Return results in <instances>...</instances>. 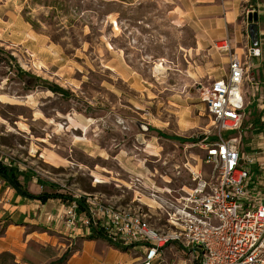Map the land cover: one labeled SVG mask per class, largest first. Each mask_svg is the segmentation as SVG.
I'll return each mask as SVG.
<instances>
[{
  "label": "rangeland",
  "instance_id": "obj_1",
  "mask_svg": "<svg viewBox=\"0 0 264 264\" xmlns=\"http://www.w3.org/2000/svg\"><path fill=\"white\" fill-rule=\"evenodd\" d=\"M155 8L149 0L133 8L105 0H0V152L31 161L66 194L95 192L122 206L137 207L138 190L150 201L149 185L163 197L184 193L189 167L209 171L200 140L213 122L199 87L210 83V71L191 80L192 55L190 62L169 60V48L181 54L191 33ZM110 10L122 25L113 19V33ZM248 13L245 21L256 22ZM257 23L256 43L247 44L264 56V16ZM121 43L128 65L119 59ZM221 54L216 75L227 70ZM121 66L132 70L130 78H120ZM245 111V122L259 123L262 111ZM140 205L154 225L164 221L163 211ZM173 257L166 249L164 258Z\"/></svg>",
  "mask_w": 264,
  "mask_h": 264
},
{
  "label": "built area",
  "instance_id": "obj_2",
  "mask_svg": "<svg viewBox=\"0 0 264 264\" xmlns=\"http://www.w3.org/2000/svg\"><path fill=\"white\" fill-rule=\"evenodd\" d=\"M213 46L227 54L228 70L199 87L213 122V130H205L200 140L211 169L203 173L200 167H189L192 184L182 186L179 195L163 197L149 185L150 201L139 190L135 197L163 211L164 221L154 225L140 204L117 205L95 192L72 193L66 205L69 228L95 227L113 243L138 245L133 264H264V104L259 123L244 121L246 63L228 36ZM256 50L248 47L247 55ZM248 134L250 151L243 143ZM83 195L88 205L80 210L77 198ZM166 249L175 257L166 260Z\"/></svg>",
  "mask_w": 264,
  "mask_h": 264
},
{
  "label": "crops",
  "instance_id": "obj_3",
  "mask_svg": "<svg viewBox=\"0 0 264 264\" xmlns=\"http://www.w3.org/2000/svg\"><path fill=\"white\" fill-rule=\"evenodd\" d=\"M105 1L118 3L121 7L133 8L147 0ZM149 1L153 2L156 8H162L163 14L170 19L174 26L190 31L191 41L182 45L181 54L176 55L175 48H169L167 55L172 63L179 60V58L176 59L177 56H182L185 61L190 62L187 56L192 55V58L197 60L194 61L196 64L193 71L189 69L191 74L188 78L191 80H195L198 75L201 77L208 74L209 71L212 80L227 72L228 56L227 70L218 75L213 73V70L219 67L216 63L223 60L221 52L214 48L213 43L219 38L228 36L231 46L246 63L242 81V86L246 84L243 94L245 104L253 110L262 111L261 106L264 104V56L247 55L248 47H251L247 42L250 40L251 43H256V41L252 37L250 38V32L245 34L243 28L245 25H249L248 21L244 19L249 11H258L256 23L262 19L264 0ZM4 3L6 4L7 1ZM12 9L19 10L16 7H12ZM9 11L12 12V10ZM118 13L117 10L106 12V15L109 16L107 21H109L111 33H113V19L122 27ZM154 14H158V12L156 11ZM126 31L128 29L124 32L126 33ZM110 40L114 44L113 39L110 38ZM257 43H259V38ZM109 45L112 47L111 44ZM122 45L123 43L120 44L121 57L119 56V59L128 65L121 50L125 46ZM180 46L181 44H179ZM207 58H209V62ZM208 63L211 64L210 68ZM132 73L128 67L121 66L120 78H130ZM157 132L161 135L164 133L159 129ZM43 153L50 158H55V155L48 151ZM0 162L8 167H13L23 187L32 193L42 191L66 193L52 182V179L38 171L31 161L26 162L24 158L20 159L10 153L0 152ZM66 196L65 198L61 196H49L46 199L31 198L18 191L7 178L0 175V263L50 264L60 258L65 251H68L65 264H133L137 261L138 255L134 254V250H121L116 247L108 240L104 231L98 228L84 227L76 230L69 228L64 219L65 208L70 200L68 194ZM81 201L87 208L86 197H81ZM138 247L137 245L132 248ZM57 264H63V261H59Z\"/></svg>",
  "mask_w": 264,
  "mask_h": 264
},
{
  "label": "trees",
  "instance_id": "obj_4",
  "mask_svg": "<svg viewBox=\"0 0 264 264\" xmlns=\"http://www.w3.org/2000/svg\"><path fill=\"white\" fill-rule=\"evenodd\" d=\"M19 69L21 72L22 71L25 72L22 68H19ZM0 175L7 178V180H9V182L18 191H21L23 194H25L31 198L46 199L49 196H61L64 198L67 197L66 193L60 192V191H42L40 193H32V192L28 191L25 187H23V185L21 184V182L17 178V173L14 171L13 167H8L7 165L3 164L2 162H0ZM68 196L70 197V199L72 198V195L68 194ZM77 201L79 203V209L80 210L86 209L85 206L83 205L82 201H81V197L77 198ZM99 230H101V229H99ZM111 243L114 244L116 247L120 248L121 250H128L131 248V246L121 245V244H117V243H113V242H111ZM67 255H68V251H65L62 254V256H60V258H58L56 261L51 262L50 264H57L59 261H63V264H65V260L67 258ZM5 258H6V256H5ZM0 264H2V262Z\"/></svg>",
  "mask_w": 264,
  "mask_h": 264
},
{
  "label": "water",
  "instance_id": "obj_5",
  "mask_svg": "<svg viewBox=\"0 0 264 264\" xmlns=\"http://www.w3.org/2000/svg\"><path fill=\"white\" fill-rule=\"evenodd\" d=\"M248 18L251 20H256L258 18V12L257 11H250L248 13ZM249 28V32L250 35L252 36V38H255V31H258V25L256 22H250V24L248 25Z\"/></svg>",
  "mask_w": 264,
  "mask_h": 264
}]
</instances>
